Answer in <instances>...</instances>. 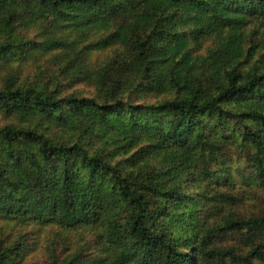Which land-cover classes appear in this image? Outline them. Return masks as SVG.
<instances>
[{
	"label": "trees",
	"instance_id": "obj_1",
	"mask_svg": "<svg viewBox=\"0 0 264 264\" xmlns=\"http://www.w3.org/2000/svg\"><path fill=\"white\" fill-rule=\"evenodd\" d=\"M263 24L264 0H0V264L54 228L47 264L264 261Z\"/></svg>",
	"mask_w": 264,
	"mask_h": 264
},
{
	"label": "rangeland",
	"instance_id": "obj_2",
	"mask_svg": "<svg viewBox=\"0 0 264 264\" xmlns=\"http://www.w3.org/2000/svg\"><path fill=\"white\" fill-rule=\"evenodd\" d=\"M252 28H255L254 26H252ZM257 31L261 32L263 37H264V24L257 27L256 28ZM230 163L233 167H237V169L239 168H243L244 166H246L247 164L244 161H240L238 156L236 154L231 155V159H230ZM227 178V177H225ZM232 180L234 182H236V185H240L242 180L240 178L239 175H235L234 178L232 176ZM238 194H244V197H247L249 199H251L250 194L247 190H244V188H238ZM239 204H243V206L240 208L241 213H255L256 210L259 209L258 205L255 204L253 201L251 200H245L242 203ZM230 207V204L226 207L228 208ZM231 208V207H230ZM58 231L56 228L51 229L49 231H44V232H36L34 231L33 233H36L38 235L37 239L35 242L32 243H37L38 247L36 245L35 250L33 252H31L25 259V261L23 262V264H47L49 259H50V255H57L58 253L63 254L61 252L62 250V244L60 243V241H55L54 240V232ZM70 237V236H69ZM77 235L73 234V237L71 240H76ZM78 239V238H77ZM34 240V239H32ZM30 240V241H32ZM82 243V241L78 244V246ZM217 243L218 245H224L223 247H225L226 245H231L232 247H237V249H240L242 251L243 249V242L240 239V236L238 235H220L217 239ZM72 244V242H71ZM227 261V260H226ZM227 264H231L227 261ZM252 264H264V261H260V260H254L252 262Z\"/></svg>",
	"mask_w": 264,
	"mask_h": 264
}]
</instances>
